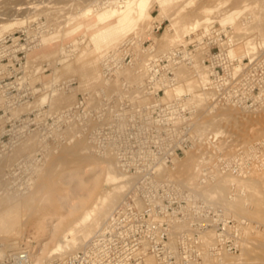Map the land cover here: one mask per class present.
Listing matches in <instances>:
<instances>
[{
    "label": "rangeland",
    "instance_id": "obj_1",
    "mask_svg": "<svg viewBox=\"0 0 264 264\" xmlns=\"http://www.w3.org/2000/svg\"><path fill=\"white\" fill-rule=\"evenodd\" d=\"M94 1L0 0V89L4 91L0 90V159H6V169L1 162L3 159L0 160L3 174L0 177L5 176L0 180L2 183L11 180L7 190L10 194L12 190H18L15 194L19 197L23 193L11 214L0 219V247L3 246L0 251L7 253L27 246L37 255L43 249L42 244L51 241L45 249L48 255L69 225L83 219L113 189L112 182L107 181L100 182L96 189L92 187L101 174L95 163L102 162L103 155L110 152L120 172L129 173L128 177L133 173L136 183L128 194L123 193L126 195L118 199L122 200L121 204L117 201V205L112 206L107 220L99 225L102 229L95 221L88 222V231L98 230L69 254L80 250L109 227L110 253L105 256L106 264H141L148 253L157 264H202L203 261L264 264V217L258 220L244 214L239 218L236 206L239 195V198L248 195L246 181L264 179V0H145L150 16L140 20L136 12L128 16L116 12L99 17L104 4L111 1L124 5L128 0H97L90 11H82ZM199 19L203 24L196 28L197 31L189 30ZM220 20L227 21L220 23ZM208 22L213 23L208 25L207 31L205 24ZM4 24L10 25L5 27ZM156 26L161 28L156 29ZM116 34L123 38L117 46H112L111 40ZM193 35L201 39L188 44ZM251 39L254 49L246 44ZM128 41H134L129 52L138 64L177 47L184 48L185 61L176 71L178 85L175 86H181L183 91L177 94L172 87L161 93L159 99L163 103L183 99L185 111H189L179 124L182 132H185L183 127L189 128L187 140L174 153L173 159L159 167L150 161L153 160L150 157L152 149L157 147L146 143L149 137L143 134L141 138L134 135L130 138L128 133L124 134V124H121L127 105H146L151 101L147 98L141 102L139 99L131 101V97L124 95V81L135 86L133 83L139 82L140 75L128 67L124 70V64L123 69L111 71L110 80L103 74V58L116 53L114 50L121 49ZM219 54L232 61L227 69L239 76L237 91L232 97L226 92L221 97L210 98L207 105L197 106L193 95L203 90L212 93L204 88L209 80L201 63L210 55ZM193 64L205 73V79L197 76ZM36 68L39 70L35 71ZM56 93L62 98L53 102V98L58 97ZM42 97L45 100L40 103ZM80 100H84L86 115L80 118L68 115L67 110ZM98 131L99 144L93 143L92 138ZM176 134L168 137L159 150L167 149L168 140H176L183 133L176 131ZM33 135L40 142L36 145L40 150L34 148L33 152L24 151L19 156L17 153L16 159L14 153L19 152L20 143H26ZM81 140L91 145L90 160L78 159ZM5 147L8 149H3ZM8 157V161L11 157L16 161L12 160L11 164ZM124 160H127L126 166ZM189 165H192L190 173L187 171ZM161 166L165 171L160 176ZM196 167H201L202 174L194 182L190 179ZM219 179L226 181L224 193L229 197L226 201L224 195V203L234 204V210L238 211L233 215L227 208L223 209L228 207L227 203L218 204L223 201L219 199L221 202H218L217 196L218 203L214 197L212 200L206 197V190ZM206 184L210 185L208 189ZM0 193H4V188ZM72 205H79L80 209L69 214L68 206ZM245 206L250 208L251 204ZM57 223L60 224L59 233L53 239L50 227ZM249 223L256 230L251 229ZM181 224L186 227L182 228ZM246 226H250L248 233L251 235L244 232ZM71 236L68 238L72 239ZM222 250L226 254H222ZM52 256L44 263L66 254ZM98 261L104 264L103 259L98 258Z\"/></svg>",
    "mask_w": 264,
    "mask_h": 264
},
{
    "label": "built area",
    "instance_id": "obj_2",
    "mask_svg": "<svg viewBox=\"0 0 264 264\" xmlns=\"http://www.w3.org/2000/svg\"><path fill=\"white\" fill-rule=\"evenodd\" d=\"M155 28L160 29L161 27L156 26ZM132 44L134 41H128L121 47L118 54L112 52L103 58V74L109 78L112 74L111 71L121 68L124 64V70L134 69L140 75L139 82L133 83L135 86L126 80L124 81V95H128V98L131 97V101L139 99L141 102V99L146 100L144 98L151 99V101L146 105L136 103L124 105L126 106L124 108V123L121 124H124L122 125L124 126V134L128 133L130 138L132 135L141 138L143 134L149 137L146 143L149 142L150 145L157 147L152 149L153 153L150 157L153 160L150 161L157 163V167H159L168 159H173L174 153L187 140L186 135L189 128L183 127L185 132H182V127L179 124L185 113L189 111H185L186 104L183 99H176L167 103H163L159 99L160 94L164 93L166 89L178 85L176 71L180 63L185 61L184 48L182 46L177 47L163 56L149 57L138 64L129 52ZM231 62L219 54L210 55L201 63V67L206 69L205 71L209 76L208 84L204 88L216 94L214 98L221 97L226 92L232 97L237 91L240 79L239 76L228 71L227 68L230 67ZM67 112L68 115L80 118L86 115L88 111L85 110L84 100H80ZM83 120L81 119V121ZM99 128L102 129V125ZM176 131L183 133L182 136H177L176 140H168L169 147L159 150L160 145L166 144L168 137L177 135ZM92 138L93 143H101L99 131L94 132ZM126 165L127 160H124V166ZM111 223L109 221L108 224ZM108 228L106 227L95 235L77 252L41 264H98V258L103 259L104 264H106L105 256L110 253L109 238L107 237ZM0 264H36L35 253H31L27 246H20L7 253H0Z\"/></svg>",
    "mask_w": 264,
    "mask_h": 264
},
{
    "label": "bare ground",
    "instance_id": "obj_3",
    "mask_svg": "<svg viewBox=\"0 0 264 264\" xmlns=\"http://www.w3.org/2000/svg\"><path fill=\"white\" fill-rule=\"evenodd\" d=\"M100 1V0H99ZM96 2H97V0H95L92 4H88L87 6H86V8L85 9H82V11H90L89 9L94 5V4H96ZM98 3V2H97ZM105 5V7L104 8H102L103 10H100L101 12H100V14H99V17L100 18H104L106 15H114V13H120L121 15H124V16H128V15H130L132 12L134 13V12H136V14H137V17H138V20H140V19H143L144 17H149L150 16V13H149V10H148V6H147V3H146V1L145 0H139V1H137L136 3H135V0H128V1H126V2H124V5H123V3H119V2H108V3H106V4H104ZM30 20V19H29ZM224 21H227V20H224ZM223 20H220L219 22L221 23V22H224ZM211 23H213V22H208L207 24H205L206 25V27H205V29H207V31H208V25L209 24H211ZM216 23V22H215ZM203 24V22L199 19V20H195L192 24H191V27L189 28V30H191V31H197V29L196 28H198L199 26H201ZM6 25H10V24H4V26L6 27ZM14 25V24H13ZM2 26H0V28H1ZM12 30V29H11ZM4 31H6V30H4ZM3 31V32H4ZM195 31V32H196ZM192 32V33H193ZM13 38V37H12ZM15 38V37H14ZM122 36H119L118 37V35L116 34L113 38H112V40H111V45L112 46H115L117 43H120V41L122 40ZM191 38V42H189L188 41V44L190 43H192V44H195L197 41H199L201 38L200 37H197L196 35H193V36H191L190 37ZM17 39V38H16ZM15 40V39H14ZM19 40V39H18ZM17 40V41H18ZM12 41H13V39H12ZM16 41V42H17ZM252 41V39L249 41L248 40V42H246V44H247V46H249L251 49H254L255 47L253 46L254 44V42H251ZM225 42H227V41H225ZM225 42H224V44L223 45H226L225 44ZM198 44V43H197ZM117 46V45H116ZM195 46H197V45H195ZM114 48V47H113ZM114 52H116V53H114V54H118L119 52H120V48L119 49H116V50H114ZM231 53H232V50L230 51ZM186 54H188V52H186ZM197 55V54H196ZM199 56V55H198ZM190 57H192V55L190 54ZM198 58V57H197ZM191 59V58H190ZM189 59V60H190ZM194 59V58H193ZM192 61H194V60H192ZM192 61H191V63H192ZM197 61H198V59H197ZM29 62V61H28ZM188 63H190V62H188ZM187 64V63H186ZM193 66V68L195 69V72L197 73V76L201 79V80H203V79H205V77H206V75H205V73H201L200 72V68L199 67H197V65L195 64H193L192 65ZM122 69H123V67H122ZM3 70V69H2ZM1 70V71H2ZM39 70V68H36L35 69V71H38ZM114 70H116V69H114ZM120 70V69H119ZM113 73H114V71H112ZM117 72V71H116ZM121 72V71H120ZM120 72H118V73H120ZM3 73V72H2ZM1 73V74H2ZM117 74V73H116ZM110 75H112V74H110ZM5 76V75H4ZM117 76V75H116ZM2 77H3V75H2ZM0 78H1V76H0ZM113 78V77H112ZM111 78V79H112ZM3 79V78H2ZM21 79V78H20ZM106 79V78H105ZM108 79V78H107ZM110 80V79H109ZM208 80H209V76H208ZM2 82V81H1ZM14 82V81H13ZM9 83V82H8ZM8 83H6V84H4L5 86L6 85H8ZM12 83V82H11ZM14 84V83H13ZM19 84V83H18ZM7 87V86H6ZM12 87V86H11ZM202 87H203V84H202ZM1 90V89H0ZM174 90H177V94H181L182 93V91H183V89H182V87L181 86H178V87H175L174 88ZM3 91V89L1 90V92ZM13 91V90H12ZM169 90H167L166 92H168ZM0 92V93H1ZM4 92V91H3ZM53 92V91H52ZM55 92H57L56 90H55ZM24 93V92H23ZM61 94V92L59 91L58 92V95H60ZM55 95H57V93L55 94ZM57 95V96H58ZM5 96H6V94H5ZM17 96V95H16ZM15 96V97H16ZM53 96V95H52ZM3 97V96H2ZM12 97V96H11ZM214 97H215V95L214 94H212L211 92H206V91H202L201 93H198V94H195V95H193V98H192V100H193V102H194V100H195V105L197 104V106H203V104L205 103L206 105H207V103H208V100L211 98V100L212 99H214ZM1 98V97H0ZM13 98V97H12ZM56 98V99H55ZM55 98H53L52 100H53V102H56L57 100L58 101H61V96L59 97H55ZM58 98V99H57ZM2 99H4V98H2ZM9 99V98H8ZM21 99V98H20ZM50 99H51V97H50ZM10 100V99H9ZM11 100H13V99H11ZM44 100H45V97H42L41 99H39V101H40V103H42V102H44ZM56 100V101H55ZM3 101H5V100H3ZM15 101V100H14ZM18 101H19V98H18ZM39 101L37 102V103H39ZM57 101V102H58ZM264 101V100H263ZM2 102V101H1ZM11 102H13V101H11ZM16 102V101H15ZM5 103V102H4ZM61 103H64V102H61ZM9 104H10V102H9ZM57 104V103H56ZM60 103H58V105H59ZM210 104V103H209ZM264 104V103H263ZM5 105V104H4ZM198 108H200V107H198ZM202 108V107H201ZM6 109V108H5ZM236 112V111H235ZM58 116V115H57ZM0 118H2V117H0ZM57 118V117H56ZM2 120V119H1ZM0 120V121H1ZM3 124V123H2ZM30 125V124H29ZM1 126V128H2V125H0ZM3 127H4V125H3ZM27 127V126H26ZM5 128V127H4ZM81 128V127H80ZM1 130V129H0ZM3 130V129H2ZM23 130V129H22ZM6 131V130H5ZM14 131V130H13ZM19 131V130H18ZM27 131V130H26ZM3 133V132H2ZM4 134V133H3ZM20 135V134H19ZM35 135V137H37V138H39L38 136H37V133H35L34 134ZM34 135L28 140V141H26V139H25V141H26V143L23 141L22 143H20L21 145H19L20 146V148H18V151L19 152H15L14 150V154H15V157L18 155L19 156V154L20 153H22V152H24V151H32L33 152V149L34 148H36V145H38V143H40V142H37L36 141V139L37 138H35L34 137ZM27 136H29V134L27 135ZM43 137V136H42ZM3 138V137H2ZM5 138V137H4ZM18 138V137H17ZM35 138V139H34ZM19 139V138H18ZM17 139V140H18ZM28 139V138H27ZM42 139V138H41ZM3 140V139H2ZM38 140V139H37ZM13 141H15V140H13ZM40 141V140H39ZM12 142V141H11ZM11 142H10V144H11ZM42 142H43V140H42ZM13 144H14V142H12ZM25 143V144H24ZM79 143V151H78V156H79V161H84V160H90L91 159V156H90V144L88 145V143L85 141V140H81L80 142H78ZM6 144V143H5ZM23 144H24V146H23ZM44 144V143H43ZM3 145V144H2ZM115 145V144H114ZM0 146H1V144H0ZM6 146H7V144H6ZM39 146V145H38ZM109 146V145H108ZM111 146H112V144H111ZM18 147V146H17ZM17 147L15 146V148L17 149ZM96 147V146H95ZM1 148V147H0ZM7 147H5V148H3V149H6ZM8 148H9V146H8ZM7 148V149H8ZM11 148V147H10ZM107 148V147H106ZM115 148V147H114ZM13 149V148H12ZM11 149V150H12ZM15 149V150H16ZM36 149H38V150H40L38 147L36 148ZM35 149V150H36ZM0 150H2V149H0ZM116 150H117V147H116ZM115 150V151H116ZM6 151V150H5ZM104 151V150H103ZM3 152V151H2ZM31 152V153H32ZM80 152V153H79ZM18 153V154H17ZM102 153V152H101ZM107 153V152H106ZM2 154V153H1ZM12 154V153H11ZM14 154L12 155L13 157H14ZM17 154V155H16ZM105 154V153H104ZM6 155V154H5ZM1 156V155H0ZM9 156H10V154H9ZM31 156H33V155H31ZM103 156H105V158H104V160L102 161V162H96L95 164H96V166H99L100 167V170H101V174L98 176V177H96L95 178V180H94V182H93V184H92V187L94 188V189H96V188H98L99 187V184H100V182H102V181H104V182H112V184H113V189L110 191V192H108L107 193V195H104L101 199H100V201L99 202H97L96 203V205L92 208V210L89 212V213H87V215H85L84 217H83V219H81V220H79V221H74V222H72V226H70L69 225V229L68 228H66V229H68L67 231H65L64 232V235H63V237H58V241L53 245V247L49 250V253H48V255H47V253H45V249H46V247L48 246L47 244H49V243H51V241L50 242H46V243H44V244H42V246H43V249L35 256V260H36V264H41V263H43L44 262V260H47V258H48V260H49V257L50 256H52V255H55V254H58L59 256H63L64 254H66V256H67V254H69L70 252H74L75 250H77V248L79 249L81 246H82V243H84V241H87L89 238H90V236L94 233L93 231H95L96 232V230H98V228H101V227H99V225L100 226H102L103 224H104V222H105V220H107V218H106V216L107 215H109L108 213L110 212V209H112V206L114 205V206H116L117 205V201H118V204L120 203L121 204V201L120 200H118L119 198L121 199L122 197H121V195H123V193H127L128 192V190L132 187V185L134 184V182L136 181V179H135V181H133V179H134V175H132V174H130L131 175V177L129 176L128 177V175H129V173L128 172H126V173H128V175H126L125 173H123V172H120V170H119V168H118V165L112 160V155H111V153L110 152H108L106 155H103ZM30 157V156H29ZM112 157V158H111ZM9 158L10 157H8L7 158V161L9 160ZM2 159H3V161H1V162H6V159L4 158V157H2ZM2 159H0V160H2ZM16 159H17V157H16ZM16 159H12V157H11V161L13 160L14 162L16 161ZM5 160V161H4ZM118 161H119V159H117ZM8 161L9 163H11V164H13L14 162L12 161ZM0 162V163H1ZM9 163H7V164H9ZM5 164V166H4V168L6 169V163H4ZM20 164V163H19ZM122 164V163H121ZM1 165H3V164H1ZM123 166V165H122ZM125 168V167H124ZM123 168V169H124ZM187 171H188V173H190V172H192V165H189V166H187ZM200 169H201V167H196L194 170V173H192L191 175H193L192 176V178L190 179V180H193L194 182H197L196 180L198 179L197 177L198 176H201V174H202V170L200 171ZM5 171V170H4ZM7 171V170H6ZM5 171V172H6ZM9 171H11V170H9ZM125 171H127V170H125ZM164 171H165V167H162L161 166V168H160V170H159V175L161 176V175H163V173H164ZM1 173V172H0ZM4 173V172H3ZM10 173V172H9ZM7 174V173H6ZM4 175H5V173H4ZM10 175V174H9ZM136 176H137V174H135ZM157 175V174H156ZM0 176H3V174L1 173V175ZM11 176V175H10ZM132 176H133V178H132ZM5 177V176H4ZM3 177V178H4ZM138 177V176H137ZM0 178H2V177H0ZM2 178V179H3ZM10 178V177H9ZM202 178V177H201ZM260 178V177H259ZM1 179V180H2ZM204 179V178H203ZM254 179V178H253ZM256 179H257V176H256ZM0 180V189H3L4 188V193H2L3 194V196H1L0 197V219H3L4 217H6V216H8V215H10L11 214V212L14 210V208H16V206H17V204L19 203L18 201L20 200V198H21V196H22V194H21V196L19 197L18 195H16L15 194V192H18V190L17 191H15L14 192V190H12L13 191V193L12 194H10L9 192H7V190H9L8 189V185H9V181H11V180H9V181H7V182H4V183H2L3 181H1ZM5 180V179H4ZM13 180V179H12ZM255 180V179H254ZM204 181V180H203ZM202 181V182H203ZM138 182V181H137ZM200 182V181H199ZM210 182V181H209ZM136 183V182H135ZM210 183H212V182H210ZM210 183H208V184H210ZM245 183H247V189H248V195L247 196H243V197H241V198H239L240 197V195H239V197H238V199H237V201H239V203H236V204H238V205H236L237 207H238V210H239V213H237L238 214V216L239 215H242V218H243V215L244 214H246V215H248V216H250V218H253V219H258V220H261V218L262 217H264V179H263V181H262V178H260L259 180L257 179L256 181H246ZM13 184V183H12ZM15 184V183H14ZM13 184V185H14ZM225 184V185H224ZM11 185V184H10ZM136 185V184H135ZM199 185H200V183H199ZM202 185V184H201ZM211 185V184H210ZM209 185V186H210ZM15 186V185H14ZM13 186V187H14ZM206 188H207V184L206 185H204ZM209 186H208V188H209ZM10 187V186H9ZM135 187V186H134ZM138 187V186H137ZM204 187V189L206 190V188ZM224 187H226V181H225V179H219L216 183H214L213 185H211L210 186V188L211 189H208V190H210V193H209V191L208 190H206V193L208 194H206V197L208 196H210L209 197V199H213L212 197H214V201L216 202V203H218V202H221V201H223V202H221V203H218V204H224L225 205V203H227L226 205L228 206V207H226L225 206V208H223V209H226L227 208V210H229L230 212H231V214L233 215V213L234 212H238V211H235L236 209V207H235V205L234 204H229L228 202H226V201H228V197L225 195V193H224ZM11 188V187H10ZM12 189V188H11ZM14 189V188H13ZM130 191H131V189H130ZM204 190H202V192H203ZM208 191V192H207ZM1 192H3L2 190H1ZM11 192V191H10ZM1 194V193H0ZM1 194V195H2ZM19 194V193H18ZM128 194V193H127ZM240 194V193H239ZM124 195H126V194H124ZM123 195V196H124ZM202 195L203 196H205V194H203L202 193ZM227 197L226 199H225V196ZM262 195V196H261ZM215 196H217L218 197V200H217V198L215 197ZM242 196V195H241ZM19 197V198H18ZM26 196H24L23 198H25ZM207 197V198H208ZM22 198V199H23ZM27 198V197H26ZM125 198V197H124ZM216 198V199H215ZM26 200V199H25ZM218 202H217V201ZM224 200H226L225 201V203H224ZM23 201H24V199H23ZM120 201V202H119ZM18 202V203H17ZM140 202V201H139ZM139 202H137L138 204H139ZM246 202H248V203H250L251 204V207L250 208H246V204H248V203H246ZM141 204V203H140ZM229 204V205H228ZM223 205V206H224ZM70 207V208H69ZM248 207V206H247ZM68 208H69V214H73L74 212H76V211H78L79 209H80V206L79 205H72V206H68ZM235 209V210H234ZM222 211V210H221ZM224 214V213H223ZM236 215V214H235ZM237 217V216H236ZM235 217V218H236ZM47 218V217H46ZM238 218V217H237ZM239 218H240V216H239ZM238 218V219H239ZM245 218H246V216H245ZM249 217H248V219H250ZM8 219V218H7ZM48 220H50V218L48 219ZM91 220H93V221H95L96 223H97V225H98V228H96V230H95V228H94V230L92 231L91 229V231L89 230H87L86 229V227L87 226H89V223H93V221H91ZM244 220V219H243ZM252 220V219H251ZM8 221H9V219H8ZM100 221H101V223H100ZM237 221H239V220H237ZM245 221V220H244ZM89 222V223H88ZM243 222V221H242ZM248 222V221H247ZM246 221H245V223H247ZM252 222V221H251ZM10 223V222H9ZM103 223V224H102ZM241 223V222H240ZM245 223H241V224H245ZM258 223H260V222H258ZM7 224V223H6ZM88 224V225H87ZM106 224V223H105ZM251 223H249V225H250ZM91 225V224H90ZM182 225V224H181ZM184 225V224H183ZM183 225H182V228H183ZM185 225H187V223H185ZM184 225V226H185ZM257 225V224H256ZM261 225V224H260ZM259 225V226H260ZM5 226V224L3 225V227ZM8 226V225H7ZM10 226V225H9ZM105 226V225H104ZM243 226H245V225H242V227ZM252 228L251 229H254V230H256L255 228H253V225H250ZM250 226H248L249 228H250ZM2 227V226H1ZM90 227V226H89ZM177 227H180V229H181V226L179 225H177ZM186 227V226H185ZM215 227V226H214ZM239 226H237V228H238ZM242 227H239V229L241 228V229H243ZM247 227V226H246ZM245 227V228H246ZM247 227V230H245L244 232H246L247 231V233H248V228ZM254 227H256V226H254ZM5 228V227H4ZM9 228V227H8ZM51 229H50V231H51V236H52V238L54 239V238H57V234L59 233V228H60V224L59 223H57V224H55V225H52L51 227H50ZM88 228V227H87ZM176 228V227H175ZM215 228H217V227H215ZM244 228V229H245ZM257 228V227H256ZM65 229V230H66ZM102 229V228H101ZM185 229V228H184ZM212 229H213V227H212ZM239 229H238V232H239ZM251 229H250V231H251ZM1 230H3V229H1ZM206 231V230H205ZM204 231V232H205ZM211 231V230H210ZM237 231V230H236ZM204 232H202V233H204ZM207 232H208V230H207ZM241 232V231H240ZM254 232V231H253ZM252 232V233H253ZM237 233V232H236ZM248 234H250V232L248 233ZM69 235H72L73 236V238L72 239H69L68 238V236ZM94 235V234H93ZM92 235V236H93ZM201 235H203V234H201ZM212 235V234H211ZM251 235V234H250ZM253 235V234H252ZM71 236V237H72ZM218 236V235H217ZM211 239V238H210ZM7 241V240H6ZM196 241V240H195ZM82 242V243H81ZM144 242H146V241H144ZM81 243V244H80ZM194 243H196V242H194ZM193 243V244H194ZM1 244H3V242L1 243ZM18 244V243H17ZM16 243H15V245H17ZM217 244V243H216ZM215 244V245H216ZM14 245V244H13ZM149 245V244H148ZM147 245V246H148ZM2 246V245H1ZM80 246V247H79ZM195 246H196V244H195ZM217 246V245H216ZM3 247V246H2ZM2 247H0L1 249H2ZM18 247V246H17ZM215 247V246H214ZM12 248V247H11ZM10 248V249H11ZM143 248V247H142ZM141 248V249H142ZM150 248V247H149ZM172 248H175L174 246L172 247ZM195 249L197 248V246L196 247H194ZM220 248V247H219ZM146 249V248H145ZM145 249H144V251H145ZM215 249H217V248H215ZM148 250V249H147ZM197 251V250H196ZM219 251V250H218ZM223 252H222V254L223 253H225L226 254V251L225 250H222ZM225 251V252H224ZM5 253V252H3V250L2 251H0V253ZM216 252V251H215ZM151 253H152V251H151ZM51 254V255H50ZM142 255H144L143 253H141ZM146 254V253H145ZM153 254V253H152ZM176 254H178V253H176ZM219 254V253H218ZM150 254L148 253V256H146V258H145V260H144V262H142L143 264H157V262H156V260H155V258L153 257V256H149ZM58 256V257H59ZM180 256V255H179ZM203 256H205V255H203ZM202 256V257H203ZM223 256V255H222ZM54 256H52V258H53ZM57 257V256H56ZM64 257V256H63ZM181 257V256H180ZM188 257H190V256H188ZM206 257V256H205ZM51 258V259H52ZM143 258V257H142ZM179 258V257H178ZM220 258V257H219ZM181 259H182V257H181ZM207 259H209V257L207 258ZM221 259V258H220ZM205 260H206V258H205ZM223 260V259H222ZM179 261H180V259H179ZM202 262V261H201ZM223 262V261H222ZM224 262H225V260H224ZM141 263V264H142ZM203 263H204V261H203ZM202 263V264H203ZM220 263V262H219ZM160 264V263H159ZM178 264H179V262H178ZM204 264H209V263H204ZM223 264V263H222ZM227 264H229V263H227ZM230 264H232V263H230Z\"/></svg>",
    "mask_w": 264,
    "mask_h": 264
}]
</instances>
